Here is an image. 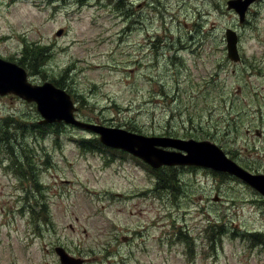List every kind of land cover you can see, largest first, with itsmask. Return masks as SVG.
I'll list each match as a JSON object with an SVG mask.
<instances>
[{"label":"rangeland","instance_id":"1","mask_svg":"<svg viewBox=\"0 0 264 264\" xmlns=\"http://www.w3.org/2000/svg\"><path fill=\"white\" fill-rule=\"evenodd\" d=\"M230 1L0 0V55L24 68L35 57L30 81L60 82L77 108L73 124L18 136L37 190L0 146V264H64L58 246L80 264H264V194L239 169L264 179V0L244 19ZM227 29L238 33L239 62L227 55ZM191 34L198 52L150 48L156 36L177 45ZM41 98L59 112L53 96ZM12 115L42 117L36 103L0 95V123ZM88 123L171 140L165 151L181 160L185 140L206 139L238 167H154L123 149L89 150L79 141L101 135ZM32 195L48 210L33 213Z\"/></svg>","mask_w":264,"mask_h":264},{"label":"water","instance_id":"2","mask_svg":"<svg viewBox=\"0 0 264 264\" xmlns=\"http://www.w3.org/2000/svg\"><path fill=\"white\" fill-rule=\"evenodd\" d=\"M251 1L252 0H246V2H243L242 0H238V1L232 0L229 2V4L231 6H234L237 12L240 14L241 19H244L246 9ZM227 38H228V56L230 57V59L234 61H238L240 58L238 47H237L238 35L234 30L227 29ZM38 92L40 95L39 94L37 95ZM7 93H15L29 101H35L37 103L38 111L44 117L43 122L45 123H48L49 121H56V120L58 121L65 120L67 123H74V121L76 120L72 113L73 109H75L74 104L71 100L70 94L65 89L57 87L55 84H53V82H49V81L43 84L33 85L31 82L28 81L26 70L23 67L18 66L17 64L0 57V94L5 95ZM43 93L44 94L48 93L50 96H53V98L56 101H58V107H59L58 111L59 112L57 114L52 115L50 113V104L47 103L46 100H43V98H41V95H44ZM61 104H62V107H61ZM55 115L57 116V119ZM84 125L86 126V128H90L96 131L97 133H99L101 135V140L107 145L121 147L136 155H139L155 167H159L162 164H176L177 162H180L177 159L173 160V158L172 159L167 158V157L158 158L156 154H153V153L151 154V152L148 150V149L156 148L155 152L158 153V151L162 150L158 148V146H163V144L164 145H176V143L171 140H166V139L161 140L160 138L156 139V137H153V136H144V135H139V134H126L125 132L123 131L121 132L120 130L118 131V130L108 128L102 125H96V124H91V123L84 124ZM120 133H124V134L121 135ZM185 142H187L185 143V145L187 146L186 147L187 151H190V155L188 156V158L186 157L185 160H189L190 158H192V160L190 159L188 161L190 163L201 164L203 166L212 167L217 170H227V169L231 170V168H228L227 165L223 164L224 162L229 163L232 166L238 167L236 163L230 160L226 156L224 151L214 143H211L206 140L196 141L193 139L185 140ZM192 142L194 143L196 142L195 144H197L199 147L205 144L207 150L211 152L212 154L208 153L207 156H204L203 154H199V152L192 150L193 149ZM198 146L196 147L198 148ZM137 151L139 152V154ZM195 156H197V158ZM239 169H240V173L242 174L243 180L255 186L257 189H259L261 192L264 193V187H263L264 182L258 179L261 176L256 177V175H252L251 173L243 170L242 168H239ZM56 251L60 256L61 262L64 264H80L83 261L81 258H76L70 255L66 251V249L62 246H58L56 248Z\"/></svg>","mask_w":264,"mask_h":264},{"label":"trees","instance_id":"3","mask_svg":"<svg viewBox=\"0 0 264 264\" xmlns=\"http://www.w3.org/2000/svg\"><path fill=\"white\" fill-rule=\"evenodd\" d=\"M26 62H27L26 66L31 67V69L35 70V67H36V65H35L36 58L35 57H34V60L30 59ZM56 84L59 86H63V84H60V82H58ZM37 111H38V109H37ZM42 117H40V119H39L40 123L36 122V123L30 124V123H24V122H22L20 117L12 115V119H9L10 116H7L4 119V121L0 123V146L3 145L4 148H6L8 154L11 156L13 163H14V167H15V169H17V173L19 174L20 179L27 180L32 176L34 183L29 184L31 190H37L39 188V186H40V175H39V172L36 168L30 167L31 165H30V162L28 160V157L25 155V153L27 154L29 147H28V145L24 146L19 141L18 136L22 133L29 131L31 128L36 127V125L44 124V123H42L44 117L43 118ZM62 128H63V125H62V127L59 128V130L62 131ZM79 142L84 144L89 150H94L99 146H103L102 148H104V146H106L105 143L102 140H101V142H102L101 143L99 139L98 140L89 139L88 141H86V143H85V141H79ZM25 144H27V143H25ZM35 171H37V173H38L37 176H33ZM30 189H29V191H30ZM159 189L165 190V189H167V185L164 183L161 187H159ZM26 200L33 207V209H32L33 213L36 212L34 209L36 206H38L41 209V211H44V210H42V207H44L48 210L47 206L43 202H41L40 199L36 198L35 195H32L31 197H27ZM43 216H44V220L48 222L49 220H48L47 214H43ZM175 236H176V238L181 240L182 236H181L180 229L175 233Z\"/></svg>","mask_w":264,"mask_h":264},{"label":"flooded vegetation","instance_id":"4","mask_svg":"<svg viewBox=\"0 0 264 264\" xmlns=\"http://www.w3.org/2000/svg\"><path fill=\"white\" fill-rule=\"evenodd\" d=\"M131 2H127V5L130 7L131 6ZM122 12V15L125 14L126 16H128V13L130 11L129 8L124 7L123 5L119 8ZM145 27V25H144ZM157 38L155 39L154 42H151L150 44V48L153 51V54H168L167 51H170L171 49L174 50V52H172L171 54H168L171 57H177V52L178 50H182V49H186V50H192V51H196L198 52V48L202 47V43L200 42H196L197 47L194 49L193 48V42H194V35L191 34L189 35V38L186 41H180L177 45L173 44V43H166V39L167 36L163 35V36H156ZM242 59V58H241ZM258 93V92H257ZM261 110L258 111V114L263 115L262 114V107L261 105L259 106ZM234 107L232 106L231 110H233ZM249 115V113L246 112V116ZM251 117L254 118V115H251ZM231 118L236 119V115L232 116ZM262 120V118H261Z\"/></svg>","mask_w":264,"mask_h":264}]
</instances>
